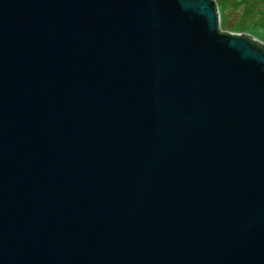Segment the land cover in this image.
I'll return each mask as SVG.
<instances>
[{
    "label": "water",
    "instance_id": "95a60500",
    "mask_svg": "<svg viewBox=\"0 0 264 264\" xmlns=\"http://www.w3.org/2000/svg\"><path fill=\"white\" fill-rule=\"evenodd\" d=\"M219 27L0 0V264H264V43Z\"/></svg>",
    "mask_w": 264,
    "mask_h": 264
},
{
    "label": "rangeland",
    "instance_id": "374dc122",
    "mask_svg": "<svg viewBox=\"0 0 264 264\" xmlns=\"http://www.w3.org/2000/svg\"><path fill=\"white\" fill-rule=\"evenodd\" d=\"M215 1L220 14L222 30L247 32L264 43V0H259L263 2L260 8L259 6L252 7L248 11L245 9L247 4L243 0H230L228 6L223 4V0Z\"/></svg>",
    "mask_w": 264,
    "mask_h": 264
},
{
    "label": "trees",
    "instance_id": "16d2710c",
    "mask_svg": "<svg viewBox=\"0 0 264 264\" xmlns=\"http://www.w3.org/2000/svg\"><path fill=\"white\" fill-rule=\"evenodd\" d=\"M212 1L215 3V6L218 7L216 1H215V0H212ZM243 1L247 4V8H245L247 11H248L249 9H251L252 7L257 8V7L259 6V8H260V7L263 5V2H260L259 0H243ZM229 3H230V0H223V4H224L225 6H228ZM234 5H235V3H234ZM260 10L263 11L262 9H260ZM219 30H220L222 33H225V31H222V26L219 27ZM242 35H244V34H242ZM244 36H245V35H244ZM247 37L251 40V42H252L253 44H255V45H257V46H259V47H261V48L264 49V44L257 42L256 40H254V39H253L252 37H250V36H247Z\"/></svg>",
    "mask_w": 264,
    "mask_h": 264
}]
</instances>
